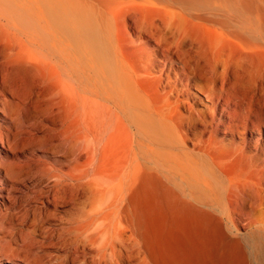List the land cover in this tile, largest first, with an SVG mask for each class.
Listing matches in <instances>:
<instances>
[{"label": "bare ground", "instance_id": "1", "mask_svg": "<svg viewBox=\"0 0 264 264\" xmlns=\"http://www.w3.org/2000/svg\"><path fill=\"white\" fill-rule=\"evenodd\" d=\"M190 25L213 34L209 75L186 69ZM226 43L256 60L257 108L220 81ZM12 192L34 204L19 215L21 247L45 238L84 263L132 264L139 239L171 234L184 214L245 224L226 263L264 264V0H0V248ZM10 253L0 264L19 261Z\"/></svg>", "mask_w": 264, "mask_h": 264}, {"label": "rangeland", "instance_id": "2", "mask_svg": "<svg viewBox=\"0 0 264 264\" xmlns=\"http://www.w3.org/2000/svg\"><path fill=\"white\" fill-rule=\"evenodd\" d=\"M209 34L210 32H208V29L206 30L205 27L190 25L188 31H186L180 41L181 48L187 52L186 69L189 71L192 69L191 71L200 76L206 74L209 75L211 61H213V34L211 33V36ZM220 54L225 59H228L227 76L223 77V79L221 78L222 80L220 79V81L224 84L226 89L228 88L227 90L230 94L234 97H238L239 101L247 106L251 105L257 108L261 100V95L248 77V72L254 68L256 62L255 58L247 56L238 46H231V44L228 45V43L225 44V47H222ZM238 61H240V64L244 69L240 71V75L237 76L233 74V71L237 66ZM21 76L23 77H20L21 79L18 82V89H15V91L19 90L18 94L21 96H27L24 88L28 86V79L30 76ZM246 86L248 88L251 87L249 91ZM145 89L152 94L155 102H163V100L161 101L162 92L158 87L157 81H154L151 84L147 83ZM193 93L204 99V96L197 91H193ZM168 104L171 107L170 112L172 111V115L170 118L172 119L173 124L175 123L179 125L181 123L180 112L182 111L177 109V105H173L170 102ZM86 195L87 193L84 195L82 191H78L77 193L79 201L84 202L87 205L97 203L101 199V196H96L95 194L88 193V195ZM11 196L13 209L4 212L2 218L4 221L2 226L8 230L14 228L11 234L8 235V241L11 243V247L5 246L0 248V251H11L13 256L20 261H14L16 264H38L41 260H43L44 263H49L58 257L62 258L61 261H58L56 264H92L93 259L91 255L87 256L86 262L84 263L82 261V254L80 255V259H77V257L74 256H68L64 251L58 249L59 243L58 246H53L49 244V241L45 238H39V240L34 242V245L31 246H19V241L23 240L20 231L24 228L20 225L21 222L19 221V215L23 211V205L25 202L30 203L29 209L31 210L33 209L34 204L33 202H30L32 201V196L27 192H12ZM142 206L145 207L144 202L142 203ZM204 223L205 222H201L198 219L193 220L191 217L187 218L184 214L181 215V217H174L171 234L164 237L155 236V238H150L149 241L139 239V245L131 249L138 254L140 253V257L137 254L136 258L132 261V264H227L226 260L235 250L233 243L231 244L230 241L235 240L236 238L242 239L246 237L249 231L246 229L245 224L240 225L241 231L239 232L237 231V228L231 224L227 225L226 229L222 231L214 224ZM149 228L151 227L149 226ZM245 233H247V235ZM26 243L27 241H25V244ZM228 244L232 247H229ZM219 250H221V252Z\"/></svg>", "mask_w": 264, "mask_h": 264}]
</instances>
